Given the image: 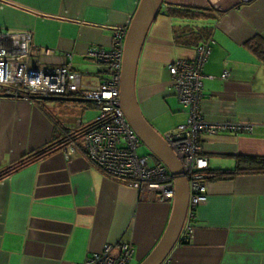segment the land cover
Here are the masks:
<instances>
[{
  "label": "crops",
  "instance_id": "1",
  "mask_svg": "<svg viewBox=\"0 0 264 264\" xmlns=\"http://www.w3.org/2000/svg\"><path fill=\"white\" fill-rule=\"evenodd\" d=\"M140 2L0 0V32L30 33L39 66H67L82 75L84 87L98 88L108 77L107 67L89 54L112 50L115 32L129 28ZM207 8L206 0L164 1L140 56L135 97L156 133L164 140L176 133L189 115L174 92L169 67L179 59L193 60L197 45H178L175 34L211 29L204 118L253 127L251 133L200 138L209 170L231 172L237 156L264 158V62L248 47L264 38V0L243 6L224 0L219 11ZM171 9L196 10L208 18L173 17ZM46 51L51 56L44 61ZM225 71L230 77L222 80ZM81 103L94 107L87 101L0 97V172L94 123L97 119L85 120L88 109ZM151 156L152 163L159 162ZM171 214L172 203L141 201L136 190L105 176L83 151L68 159L61 149L0 181V264H86L117 244L132 246L131 264H141L162 240ZM193 226L191 242L182 243L184 223L166 262L264 264V174L209 181Z\"/></svg>",
  "mask_w": 264,
  "mask_h": 264
},
{
  "label": "built area",
  "instance_id": "2",
  "mask_svg": "<svg viewBox=\"0 0 264 264\" xmlns=\"http://www.w3.org/2000/svg\"><path fill=\"white\" fill-rule=\"evenodd\" d=\"M254 1L237 0V4L243 6ZM206 2L212 10L217 11L224 0ZM126 36L127 28L117 30L110 52L96 50L89 54L98 63L106 65L108 77L100 87L87 88L82 84V75L67 66H39L32 55L33 39L30 33L0 32V95L25 100L76 96L90 102L100 112L97 124L81 139L68 137L70 143L62 149L65 157L69 159L83 151L87 160L105 176L136 190L139 200L173 203L174 178L162 163H152L151 155H139L138 150L143 144L123 113L121 74ZM212 45V39L200 44L193 60L179 59L169 67L174 92L189 115L187 122L165 139L179 161L189 186L188 212L180 237L182 243L191 242L193 238L195 212L207 201V185L212 177L208 160L203 156L201 136L251 133L253 130L249 124L209 122L204 118V67L211 57ZM49 56L51 52L46 51L44 61ZM66 60H71L70 54L66 55ZM229 77L230 72L225 71L222 80ZM115 250L118 251L117 255L114 254ZM133 254L134 249L128 244L107 245L86 264H131Z\"/></svg>",
  "mask_w": 264,
  "mask_h": 264
},
{
  "label": "water",
  "instance_id": "3",
  "mask_svg": "<svg viewBox=\"0 0 264 264\" xmlns=\"http://www.w3.org/2000/svg\"><path fill=\"white\" fill-rule=\"evenodd\" d=\"M165 0H141L125 39L123 69L121 74V104L123 113L145 146L170 172L175 180V198L167 230L157 247L141 264H163L176 246L187 217L189 206V186L182 167L170 147L147 123L138 107L135 97L136 75L140 56L151 26L158 17ZM211 9V8H207ZM219 11V10H217ZM10 98L8 96H2ZM50 102H86L83 99L62 97H38Z\"/></svg>",
  "mask_w": 264,
  "mask_h": 264
},
{
  "label": "trees",
  "instance_id": "4",
  "mask_svg": "<svg viewBox=\"0 0 264 264\" xmlns=\"http://www.w3.org/2000/svg\"><path fill=\"white\" fill-rule=\"evenodd\" d=\"M169 13L173 17H179L183 19H191V20H200L203 18H208L202 12L190 9H171ZM182 33L175 34V41L178 45L182 46H191L197 45V47L202 44L210 41L212 38V32L209 28H203L200 30H193V29H184L180 31ZM249 49L255 53L261 61L264 62V38L259 36L255 39V41L248 43ZM97 124L95 121L90 125L78 130L69 138L73 139H81L82 136L88 132L89 129L94 127ZM69 138H65L63 140L54 142L45 148L33 152L25 157H23L18 163L14 164L13 166L7 168L6 170L0 172V181L3 179L11 176L13 173L27 167L28 165L42 160L47 156L65 148L70 142ZM212 177L210 181H226L235 179L239 175H251V174H264V158L262 157H248V156H237L236 157V167L233 171H210Z\"/></svg>",
  "mask_w": 264,
  "mask_h": 264
},
{
  "label": "rangeland",
  "instance_id": "5",
  "mask_svg": "<svg viewBox=\"0 0 264 264\" xmlns=\"http://www.w3.org/2000/svg\"><path fill=\"white\" fill-rule=\"evenodd\" d=\"M190 23V26H192V24H194L195 22L193 21H189ZM193 27V26H192ZM81 105L83 107H87L86 109H88L87 111V117L85 120H96L99 115H100V112H99V109L98 108H94V107H91L89 105V103H81ZM138 153L140 156H149L151 155L150 151L145 147V146H142L139 150H138Z\"/></svg>",
  "mask_w": 264,
  "mask_h": 264
}]
</instances>
